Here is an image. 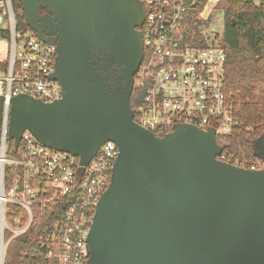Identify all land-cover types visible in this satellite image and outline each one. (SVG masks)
<instances>
[{"label": "water", "instance_id": "water-1", "mask_svg": "<svg viewBox=\"0 0 264 264\" xmlns=\"http://www.w3.org/2000/svg\"><path fill=\"white\" fill-rule=\"evenodd\" d=\"M20 1L30 30L55 46L51 78L62 97L11 99L14 148L29 130L82 166L107 141L119 149L88 234L87 264H264V168L220 161L213 130L178 125L159 136L135 120L144 37L129 0ZM40 8L57 21L58 43L37 33ZM2 105L0 96V124ZM254 155L264 162V136Z\"/></svg>", "mask_w": 264, "mask_h": 264}, {"label": "built area", "instance_id": "built-area-1", "mask_svg": "<svg viewBox=\"0 0 264 264\" xmlns=\"http://www.w3.org/2000/svg\"><path fill=\"white\" fill-rule=\"evenodd\" d=\"M139 1L145 18L144 58L134 81L142 97L132 107L137 123L159 136L178 125H193L213 130L217 139L234 137L240 124L226 90L228 55L223 34H218L223 26L212 29L211 39L202 25L196 37L190 20L193 0ZM219 1L208 0L195 18L207 23ZM55 59V46L20 29L12 0H0V264H6L9 246L35 225L36 209L46 213L61 197L69 200L65 212L48 232L30 239L51 264H87L88 234L119 153L116 143L107 141L82 166L77 156L41 144L26 130L9 154L11 99L26 94L50 103L62 97L59 82L51 78ZM219 145L220 161L249 170L264 168L260 158L232 151L227 142Z\"/></svg>", "mask_w": 264, "mask_h": 264}, {"label": "trees", "instance_id": "trees-1", "mask_svg": "<svg viewBox=\"0 0 264 264\" xmlns=\"http://www.w3.org/2000/svg\"><path fill=\"white\" fill-rule=\"evenodd\" d=\"M207 1L193 0L190 20L196 37L201 35L199 29L203 23L195 16ZM12 5L15 13L22 11L20 0H12ZM217 7L223 14L222 44L228 55L226 90L240 124L234 137L218 138L217 142H227V148L242 151L248 158H259L254 151L257 140L264 136V0H220ZM17 22L20 29L30 30L24 14L18 16ZM141 97V91L134 88L131 107H136ZM12 145L13 142L10 155L14 154ZM68 204V198L61 197L52 203L51 210L46 213L37 208L35 225L9 246L6 264H51L38 251L37 243L30 236L38 237L48 232L51 223L61 217Z\"/></svg>", "mask_w": 264, "mask_h": 264}, {"label": "flooded vegetation", "instance_id": "flooded-vegetation-1", "mask_svg": "<svg viewBox=\"0 0 264 264\" xmlns=\"http://www.w3.org/2000/svg\"><path fill=\"white\" fill-rule=\"evenodd\" d=\"M128 4L133 11L136 28L141 31L142 26L140 27L139 24L141 19L145 16L144 7L138 0H129ZM35 27L40 36L53 40L56 43L60 41L61 34L59 32L57 21H55L53 17L48 14L46 9L40 8L38 10Z\"/></svg>", "mask_w": 264, "mask_h": 264}, {"label": "rangeland", "instance_id": "rangeland-1", "mask_svg": "<svg viewBox=\"0 0 264 264\" xmlns=\"http://www.w3.org/2000/svg\"><path fill=\"white\" fill-rule=\"evenodd\" d=\"M15 14H16L15 15L16 19H18V16L20 14L23 15V11H19L18 13L16 11ZM209 18H210L209 20H211L210 22L203 23V30H204L203 33L206 34V35L204 34L206 37H210L212 39L213 38L212 29L213 28L215 29V27L217 25L218 26H223V14H222L221 11H219L218 7H216V9L213 11V13L210 15ZM218 34L220 36H222L223 33L220 32ZM8 131L13 136L17 133V130L10 129V127H9V130Z\"/></svg>", "mask_w": 264, "mask_h": 264}]
</instances>
